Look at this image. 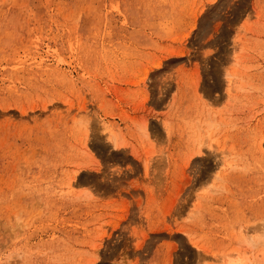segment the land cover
I'll return each instance as SVG.
<instances>
[{
  "label": "rangeland",
  "instance_id": "1",
  "mask_svg": "<svg viewBox=\"0 0 264 264\" xmlns=\"http://www.w3.org/2000/svg\"><path fill=\"white\" fill-rule=\"evenodd\" d=\"M229 257L264 264V0H0V264Z\"/></svg>",
  "mask_w": 264,
  "mask_h": 264
},
{
  "label": "bare ground",
  "instance_id": "2",
  "mask_svg": "<svg viewBox=\"0 0 264 264\" xmlns=\"http://www.w3.org/2000/svg\"><path fill=\"white\" fill-rule=\"evenodd\" d=\"M103 126H104V130L107 132L106 134H108V139L109 140L111 139L113 144H114V147L119 149L121 147V144L118 142L115 133H113L112 130H110L109 127H107L106 125L103 124ZM229 259L231 262H233L232 264H241V262H242V261H240V259L236 262L232 261L233 259L235 260L234 257H229ZM231 262H229V260H228L229 264H231Z\"/></svg>",
  "mask_w": 264,
  "mask_h": 264
}]
</instances>
